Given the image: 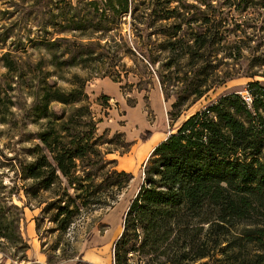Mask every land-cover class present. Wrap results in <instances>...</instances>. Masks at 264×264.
I'll return each mask as SVG.
<instances>
[{"label": "trees", "instance_id": "obj_1", "mask_svg": "<svg viewBox=\"0 0 264 264\" xmlns=\"http://www.w3.org/2000/svg\"><path fill=\"white\" fill-rule=\"evenodd\" d=\"M252 1L259 0H8L9 13H18L12 30L26 28L23 52H42L36 63L11 52L2 57L11 81L33 100L27 119L40 127L33 160L22 167L38 185L27 187L28 196L50 192L68 226L80 204L95 210L117 201L134 176L108 156L118 142L120 155L132 143L121 133L98 134L88 81L109 77L125 81L123 90L149 91L157 77L166 99L175 97L176 122L240 72L245 47L264 45L230 18L232 8L245 12ZM130 76L136 81L128 83ZM14 90L11 84L5 93ZM245 90L248 100L241 92L221 94L154 148L113 264L130 254L138 264H264V82L251 80ZM109 100L98 103L107 108Z\"/></svg>", "mask_w": 264, "mask_h": 264}, {"label": "rangeland", "instance_id": "obj_2", "mask_svg": "<svg viewBox=\"0 0 264 264\" xmlns=\"http://www.w3.org/2000/svg\"><path fill=\"white\" fill-rule=\"evenodd\" d=\"M7 1L0 0V264H113L115 242L121 235L131 201L143 183L146 160L152 148L189 115L221 94L231 91L246 94L248 82H264V66L258 65V60L264 62V45L253 51L258 43L255 40L251 42V47H245L243 58L236 66L240 72L224 86L197 101L176 122L170 116L175 97L166 99L157 77L153 78L149 91H139L136 87L123 90L121 85L125 81L118 83L109 77L91 78L86 91L96 117L101 119L98 134L108 131L109 136L114 137L121 133L122 139L132 143L130 150L120 155L124 148L118 142V150L108 158H116L121 166L133 168L131 173L134 177L111 206L90 210L80 204L79 215L68 226L65 214H59V204L50 192L42 190L37 197L26 193L27 187L34 183L24 178L22 167L33 160L30 153L34 144L38 143L33 137L40 127L27 119L26 111L33 100L26 94L21 82L11 81L2 57L5 52H11L20 60L28 58L36 63L42 52L31 47L28 54L23 52L26 28L25 25H17L12 30V25L19 23L16 19L18 13L13 16L9 13L8 9L12 8ZM261 2L252 1V7L245 12L232 8L230 18L240 23L247 34L252 36L256 33L263 41L264 31L255 28L264 25ZM32 25L34 27L35 24ZM252 73L257 75L250 77ZM135 81L130 76L127 82ZM11 84L15 90L5 93ZM59 84L69 86L63 81ZM8 95H13L15 103L11 112L7 110ZM103 96H109L110 107L104 108L98 103ZM128 98L132 100L128 101ZM149 133L152 136L146 139ZM62 181L66 186V179L62 178ZM37 186L34 184L32 191ZM70 193L73 194V191ZM123 264H138V261L130 254Z\"/></svg>", "mask_w": 264, "mask_h": 264}, {"label": "crops", "instance_id": "obj_3", "mask_svg": "<svg viewBox=\"0 0 264 264\" xmlns=\"http://www.w3.org/2000/svg\"><path fill=\"white\" fill-rule=\"evenodd\" d=\"M169 135V134H168ZM167 135V136H168ZM167 136L166 137H164L163 139H161V140H159V142H157V144H155V146L152 148V150H151V153L153 152V150H154V148L161 142V141H163L164 139H166L167 138ZM151 153H150V155H151ZM150 155H149V157H150ZM149 157L147 158V160L149 159ZM147 160H146V162H147ZM117 161H118V159H117ZM118 168L120 169V170H125V171H127V172H133V168H131V167H127V166H125V165H122L121 166V164H120V162L118 161ZM122 231H123V229H122ZM122 233V232H121ZM120 233V234H121Z\"/></svg>", "mask_w": 264, "mask_h": 264}, {"label": "built area", "instance_id": "obj_4", "mask_svg": "<svg viewBox=\"0 0 264 264\" xmlns=\"http://www.w3.org/2000/svg\"><path fill=\"white\" fill-rule=\"evenodd\" d=\"M242 95L244 96L245 99H247V100L249 99L247 91H246V94H242Z\"/></svg>", "mask_w": 264, "mask_h": 264}]
</instances>
